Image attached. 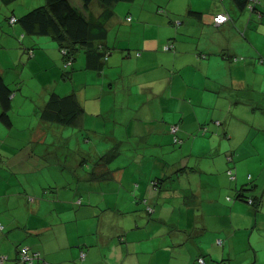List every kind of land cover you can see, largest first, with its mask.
<instances>
[{
	"label": "rangeland",
	"instance_id": "rangeland-1",
	"mask_svg": "<svg viewBox=\"0 0 264 264\" xmlns=\"http://www.w3.org/2000/svg\"><path fill=\"white\" fill-rule=\"evenodd\" d=\"M44 1L0 0V32L13 40L0 46V69L16 92L14 100L11 92L12 125H0V264L17 246L35 239L30 227H38L44 240L37 241L40 257L31 264H135L136 258L146 264L151 249L154 258L163 255L161 264L168 256L171 264H205L198 261L196 245L214 249L211 231L221 223L235 228L236 245L242 238L247 245L251 235L252 243L264 241V229L252 214L257 209L264 221V0L257 3L261 9L218 0L230 8L220 23L208 19L218 10L205 6L209 0L116 2L107 22L111 53L103 68H84V52L78 49L66 69L58 60V72L42 70L45 63L31 59L32 50L19 45L20 23L9 22L12 14L20 17ZM70 2L81 8V0ZM196 7L205 9L200 20L189 15ZM90 10L98 13L96 1ZM20 57L22 74L19 66L14 68ZM187 73H196L199 83L186 81ZM233 77L241 85L226 83L218 94ZM50 91L75 95L83 107L77 124L42 123L39 105ZM39 124L42 132L34 131ZM108 149L112 172L98 192L80 187L75 196L63 188L74 189L71 172L85 178L89 164ZM241 182L246 197L236 195ZM168 189L181 195H165ZM195 191L201 196L190 194ZM138 193L136 203L132 198ZM250 195L262 198L256 207L253 199L248 203ZM131 204L155 230L144 242L145 255L140 244L127 259L116 258L107 245L98 247L96 257H85L79 248L83 243L71 245L82 231L73 219L80 228L95 226L98 219L119 221L126 231L133 228L134 211L124 218L119 212L129 211ZM202 225V235L174 243ZM206 264H213L207 256Z\"/></svg>",
	"mask_w": 264,
	"mask_h": 264
},
{
	"label": "crops",
	"instance_id": "crops-1",
	"mask_svg": "<svg viewBox=\"0 0 264 264\" xmlns=\"http://www.w3.org/2000/svg\"><path fill=\"white\" fill-rule=\"evenodd\" d=\"M222 2L223 3H220V1H218V0H209V2H206L205 6L207 8L210 7V5L212 7L214 4L216 6V8L218 9V10L214 11L215 13H212L211 15H209V18H208L209 21L213 22L214 21L213 18L217 13H225L226 12L225 14H229V11H228L230 9L229 4L224 3V1H222ZM254 2H255L256 7L258 6L260 9L262 8L260 5L257 4L260 2V0H254ZM234 6H235V4H234ZM190 8H192V7H190ZM196 8L197 9H193L192 11H189V13H190L189 15H194V17H197L200 20L203 18V14H204L205 9H201L200 7H196ZM12 15H14V14H12ZM17 30L18 29H14V31H17ZM20 32H18L19 34H21V36H20L21 39L19 38V40H22L23 43H20L19 45H21V46L23 45V49L25 50V52H26V49L32 50V52H31L32 58L31 59H34V61H36V62H38L39 60H42L45 63L44 67H42V70L43 69H49V68H50L49 70H51L52 68H55L56 72H58V66H59L58 60H60V58L63 61L62 66L63 67L65 66L64 65V58L62 56L61 51L59 50V47H58L56 40H54L53 38H51L48 35H30V34H27L24 32L23 29H22V31L20 30ZM15 33H17V32H15ZM42 37H46V38H42ZM47 37H49L50 40L47 39ZM11 41H13V40L6 41V39L3 38V34L0 32V46L1 47L3 45H5L6 42H11ZM107 44H108V42H107ZM31 46H33V47H31ZM34 46H36V47H34ZM15 48L18 49L20 47H15ZM30 60H28V62H30ZM107 60L108 59H106V61ZM21 63H22V57H20L18 65L14 64V68H15V66H17V67L19 66V73L20 74H22ZM87 64L88 63L86 60V56L84 54V68L89 69V70H94L92 68H89ZM254 68H258V66L254 65ZM65 69H66V67H65ZM195 74L196 73H194V74L187 73L185 76V80L189 81V82L194 80L193 81L194 83L197 82L198 79L195 77ZM0 77L3 80V82L9 87V89H11L10 82L7 81L6 74H4L3 69L2 70L0 69ZM162 79H164V77ZM197 83H199V82H197ZM226 83L230 84V86L231 85L236 86L240 82L239 83L234 82V77H233L232 80H230V81L228 80L224 84H221V86H219L220 88L218 90V94L221 92L222 88H226ZM239 85H241V84H239ZM19 87L20 86H18V88ZM11 91L13 92L12 96H13V100H14L15 96H16V92L14 93L13 89H11ZM50 92H54V91H50ZM50 92L48 93V96H49ZM9 98L11 99L10 102H12L11 94H10ZM45 102H46V98L43 97L42 102L39 105L40 106L39 108H41L45 104ZM39 117H40V114H39ZM40 120L42 121V123H44V121H45V120L41 119V117H40ZM74 124H77V123L75 122ZM0 125L5 126L1 121H0ZM6 127H9V126H6ZM47 129H48V127H47ZM36 130H39L42 132V127L40 124H39V126L36 127V129L34 131H36ZM2 132L3 131H0V134ZM106 151L107 150H105V152ZM230 151H231V149H230ZM104 153L102 152L101 155H103ZM96 154H97V152L94 155V159H96V157L98 156ZM85 155H88V154H85ZM101 155L98 156V160L100 159ZM103 162L100 161L99 163H96V164H89V167H88V170H89L88 173L89 174L85 178H79V176L77 177L74 172H71V174H74V176L76 177L75 182H74L75 187H74V189H71L70 187H67L64 184L63 188L75 196H79L80 193L82 192V191L80 192V187H81V190H83L85 192H89V193H92L94 191L98 192L100 188H97V186L101 183V180L108 179L111 176V172H112L110 169L111 164H106L105 162L104 163ZM75 165L78 166L79 164H74V166ZM75 169H79V168H75ZM114 169L116 170V169H118V167H116ZM198 181L200 182L201 180H198ZM91 183L93 184V186H92L93 188L88 186ZM253 186H256V185L253 184ZM244 187H245V185L243 184V182H241V185L236 188L237 189V192H236L237 196L239 195L240 197H242V196L246 197L243 195L244 194L243 193ZM217 188H220L219 185H217ZM170 190L171 189H168L167 192L165 193V195H172V196L181 195V193H174L175 191L173 192V190L171 192H169ZM190 194L192 196H196V197L201 196V194H199L197 191H195L194 193H190ZM86 195H88V194H86ZM52 196L55 197L53 192H52ZM140 198H141V194L138 193L136 196H134L132 198V200L136 203H139V201L141 200ZM249 198L253 199V205L255 204V207H256V204L259 203L258 201L262 200V198H259L256 195H250ZM212 200L214 201V199H212ZM76 202L75 203L77 205H82V202L78 203L79 202L78 200H76ZM184 202L186 204H189L188 207H190V202L186 198H184ZM224 206H225V204H224ZM130 207H131V209L129 211L123 212L119 209V212L121 214H123L122 216L124 218L125 214L127 217V216H130L129 213L131 211H134L132 215L137 216V219L133 218L129 222V223H131V226H134L133 228L129 229V230H132L133 232H128L129 230H127V231L124 230L120 226L119 221H118L117 225H113L110 222L106 221L105 219H102V221L100 219H98V223H96L95 226L85 224L89 227L87 228V226H86L85 228H80L78 226L79 220L77 218V219H73L74 223H75V228L77 231H79V230H82V231H80L81 233H79V235H78V237L80 236V238H78L77 241H72V239L70 238L72 241L71 245H73V244L77 245V244L83 243V245L79 248H84L82 250H84L85 257H87L89 254H92L94 257L98 256L99 255L98 247L107 245L109 247V249L112 250V255H114L116 258H121L122 256H124L123 258L127 259L128 257L135 256L134 254H136V251H134L135 252L134 253L133 250H135L137 248V245L140 244L141 248H142V252L145 255L146 249L144 248V242L149 240V238L152 236V232H154L155 230L149 224L150 218L146 219L145 216L140 215V212H142V211L138 210V207H136L135 204H131ZM201 207L202 206H200V208H199V206H198V207H194V208L197 209L199 212V209H201ZM191 208L193 209V207H191ZM231 209H232V207H231ZM62 210H64V208H62ZM142 210L144 211V209H142ZM256 210L257 209L252 211L253 217L255 219V224H258L261 228L264 229V227H263L264 221H263L261 216H260V218L258 217L259 213H255ZM144 213H145V211H144ZM203 213H204V215L208 216L207 210H203ZM196 215H200V214L197 213ZM223 216H224V218H223L224 220H228V217L226 215H223ZM14 220H15L16 224H19L16 219H14ZM149 227H150V229H149ZM36 228H38V227H30L29 228V229H34L33 235L35 236V239L33 241H29L28 245H26V246L30 249V251L39 252V248L41 247L39 242H42L44 240L41 239L42 233L39 231V229H36ZM39 228L44 229V225L43 226L41 225V227L39 226ZM98 228H100V229L97 231ZM104 228L105 229L108 228V230L111 229L112 232L108 234L106 232V230H104ZM94 229H96V230H94ZM203 232H204V226L203 225L200 227V230H196V231L193 230L192 233H190L188 236H186L185 233L183 232L182 236L178 240H175L174 243L177 245H181L182 242L187 239V237L190 238L191 235H193V237H197L200 234L202 235ZM235 233H236V230L233 226L225 227L222 223L220 225H216L214 227V230L211 231V235H210V239H212L213 241L209 240L213 244L214 249H210L209 247H206L203 245H202V247L200 245H196V247L198 249L200 248V250H201L199 252L198 257L202 256L204 258L205 264H206V256L209 257L213 261V264H218V263H220V264H264V241L260 240L256 243H252L251 242V236L252 235H251L249 237L250 240L247 239V242H246L247 245H245L246 240L244 238L239 239V244L236 245V242H238V238L235 237ZM164 237H166V236L164 235ZM86 240H92V242H89L86 246H84V243L86 242ZM37 241H39V242H37ZM197 241H198V239H197ZM218 241H220V243H218ZM20 243H21V241L18 242V244H20ZM216 243L221 244V245H216ZM241 243L243 244V246H240V248H239L238 246ZM169 247H170V245L167 246V248H169ZM239 249H240L241 253H243V255H239V257H238L237 256L238 255L237 250H239ZM152 250L153 249H151V251L149 253L150 256L146 259V261H144V263H146V264H156V263L161 264V263H159V259L162 258L163 255L161 253H157L156 258H154ZM17 253H18V246L15 249V253L12 252L11 254L8 255L4 264H17L16 263ZM169 257L170 256H168V258L166 260L165 259L162 260V264H171ZM70 260L72 263L73 258ZM120 262H121V264H123V260H121ZM133 262L135 264H137V263L140 264V260H138V258L134 259ZM19 264H21V263H19Z\"/></svg>",
	"mask_w": 264,
	"mask_h": 264
},
{
	"label": "trees",
	"instance_id": "trees-1",
	"mask_svg": "<svg viewBox=\"0 0 264 264\" xmlns=\"http://www.w3.org/2000/svg\"><path fill=\"white\" fill-rule=\"evenodd\" d=\"M2 1L9 2L11 0ZM93 1H96L99 5L98 13H92L90 10ZM119 1L129 0H81V8L73 5L70 0H45L42 5L29 9L20 17L11 15L9 22L13 16L15 21L12 24L19 22L25 33L48 35L56 40L64 58V65L67 59H70L72 64L77 50L81 49L86 56L88 67L99 71L103 68L107 56L111 53V48L106 41L107 22L113 16V5ZM232 1L239 9H243L245 6L255 8L254 0ZM11 92V89L0 77V121L5 126L12 125L9 114L11 107L9 96ZM82 112L83 107L73 93L62 96L50 92L45 104L40 108V117L45 121L56 122L59 125H71L78 121ZM112 158L113 155L109 149L101 155L97 163L104 161L109 164ZM24 247L27 246L18 247L16 262L22 261V264H31L36 258L40 257L39 252L30 251L27 247L30 254L36 252L38 256L33 257L31 260H23L21 249ZM198 258L204 260L202 256Z\"/></svg>",
	"mask_w": 264,
	"mask_h": 264
},
{
	"label": "built area",
	"instance_id": "built-area-1",
	"mask_svg": "<svg viewBox=\"0 0 264 264\" xmlns=\"http://www.w3.org/2000/svg\"><path fill=\"white\" fill-rule=\"evenodd\" d=\"M226 18H227V14L218 13V14H216L214 16L213 19H214V22L220 23V22L226 20ZM14 21H15V17L12 16L10 18V22L13 23ZM166 48H170V46H166ZM69 64H71V60L70 59H67L65 61V66H67ZM175 130H176V127L175 126H172V131H175ZM231 175L234 176L233 174H231ZM248 203H251L252 204V199L251 198L248 199ZM218 243H220V241H218ZM37 256H38V253H36V252L33 253V254H30L28 252L27 247H24V248L21 249V258H23V260H28V259L31 260L33 257H37ZM198 261L200 263H203L204 262V260L202 258H198Z\"/></svg>",
	"mask_w": 264,
	"mask_h": 264
}]
</instances>
